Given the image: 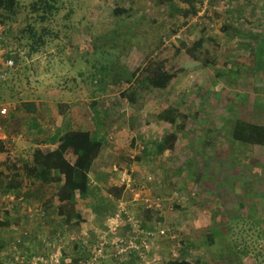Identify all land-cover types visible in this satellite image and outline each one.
Listing matches in <instances>:
<instances>
[{
    "label": "rangeland",
    "instance_id": "obj_1",
    "mask_svg": "<svg viewBox=\"0 0 264 264\" xmlns=\"http://www.w3.org/2000/svg\"><path fill=\"white\" fill-rule=\"evenodd\" d=\"M33 1L18 0L17 14L0 20V47L4 58L14 60L16 95L36 104L38 119L15 105L11 113L21 120L17 129L23 138L0 144L1 169L11 173L14 164L22 184L21 190H0V262L33 264L39 257H58L68 264L90 253L105 235L110 243L101 264H145L134 254L112 256L113 242L135 228L141 231L138 240L150 243V264L180 259L264 264V146L232 138L237 120L264 125V0H257L255 9L245 3V13L239 0H214L209 27L205 19L195 23L177 11L174 7L187 8L181 0H59L46 23L31 13ZM116 7L126 12L114 13ZM224 22H233L232 27L223 29ZM30 23L59 36L45 37L37 46L23 31ZM235 26L246 32L238 35ZM182 28L177 39L174 34ZM199 37L204 43L196 57L177 51L180 42L191 44ZM148 54L164 58L175 77L164 89L136 84V101L130 102L121 96L127 82L112 78L124 69L133 71ZM251 54V67L237 61ZM9 88L0 83V105L19 101L15 88ZM167 108L183 129L161 119ZM7 117L0 119L4 131ZM73 129H90L103 146L88 173L94 193L77 199L85 223L55 227L54 218H60L55 185L28 178L23 165L55 130ZM172 131L177 133L174 148L155 155L154 142ZM123 173L142 191L141 199L125 189L119 198L109 193ZM50 196L52 208L45 204ZM121 198L128 199L134 225L111 233L107 219ZM144 198L161 204L149 218L143 214Z\"/></svg>",
    "mask_w": 264,
    "mask_h": 264
},
{
    "label": "trees",
    "instance_id": "obj_2",
    "mask_svg": "<svg viewBox=\"0 0 264 264\" xmlns=\"http://www.w3.org/2000/svg\"><path fill=\"white\" fill-rule=\"evenodd\" d=\"M171 1V0H169ZM187 5L185 9H179L174 7L177 11L187 18L196 14L198 11V3L201 0H181ZM214 0H210L211 16L207 19L211 21L213 19L212 3ZM59 0H34L30 3L31 13L38 17L42 22L46 23L48 16L58 10L57 3ZM18 0H0V20L1 23L11 19L18 12L19 8ZM126 10L116 7L114 13H124ZM217 16L219 13L216 12ZM231 15V14H230ZM232 23H223L222 28L227 29L232 27ZM238 35L241 29L237 26L234 27ZM28 33V38L31 39L37 46L44 44L45 37L58 38L59 32L52 31L47 26L41 25V28L37 30L31 23L23 30ZM2 31L0 30V33ZM54 35V36H53ZM262 38L259 43L261 44ZM204 43V38L193 41L191 44L180 42V49L184 50L189 56L196 57L195 51L199 49ZM7 57V56H5ZM15 57H18L15 55ZM254 54L247 57L240 56L237 61L246 67L254 65ZM166 60L164 58L153 59L151 55H146L142 63L133 71L124 69V72L116 78H112L111 82H117L119 80H125L127 87L121 92V96L129 99L130 102L136 101L137 85H149L156 89L166 88L171 80L175 77V73L170 72L166 68ZM8 70V75L10 71ZM123 77V78H122ZM8 80V79H6ZM5 80V82H6ZM1 84L2 81H0ZM131 85H134L132 88ZM22 106L28 111L29 114H34L36 111L34 103H22ZM161 119L175 124L179 128L183 129L185 124L182 120L177 121L176 115L172 108H167L159 114ZM15 122L16 125L13 126ZM21 124L19 117L12 115L11 109H9L8 117L6 120V133L11 135L19 130L17 126ZM12 126L14 128H12ZM37 126V125H35ZM40 132L41 131V128ZM232 138L236 141L243 142L249 145H261L264 146V125H259L250 122H244L237 120L234 124L232 131ZM50 144L58 142L56 146L48 145L43 147H37L34 149L32 155V162L30 164L25 163L23 165L25 175L36 181H40L45 185H55V196L58 200L56 206V214L63 219L64 224L75 223L80 224L84 221L80 211L76 208L77 199H85L94 193L91 181L89 178V171L94 160L98 157L103 141L96 138L90 131L82 129L67 130L60 135V131H56L49 140ZM177 142V133L172 131L163 135L160 140L154 142V154L161 155L167 149L174 148ZM145 152V151H144ZM2 162L0 161V190L3 193H8L13 190H21L22 184L19 179L17 167L14 164L11 165L12 169H16L13 172L5 174L1 169ZM8 178V179H7ZM116 198H119L124 191V186L113 185L108 188ZM26 192L21 193L22 195ZM110 194V195H111ZM108 205V204H107ZM110 206V205H109ZM108 206V207H109ZM98 211L97 208H94ZM108 209V208H107ZM106 211V210H104ZM113 211V209H112ZM149 209H145L143 214L146 218H149ZM114 212V211H113ZM107 212L105 214H108ZM97 243V242H96ZM95 243V244H96ZM94 244V245H95ZM89 254V253H88ZM88 254L73 258V264H76L79 260L87 259ZM0 264H5L0 262ZM12 264H23V262H13ZM167 264H201L200 262H189L185 259L169 260Z\"/></svg>",
    "mask_w": 264,
    "mask_h": 264
},
{
    "label": "built area",
    "instance_id": "obj_3",
    "mask_svg": "<svg viewBox=\"0 0 264 264\" xmlns=\"http://www.w3.org/2000/svg\"><path fill=\"white\" fill-rule=\"evenodd\" d=\"M211 14L212 12L210 10V0H201L198 3V11L196 12L195 15L191 16L190 18H191V21H194L195 23L198 20H201V18L205 19L208 23L204 25L209 24L208 26H206V27H209L212 25L209 23V19L207 18L211 16ZM190 22L186 26H184V28L188 27ZM184 28L178 30V32L174 34V37H176L177 39H180L181 32L183 31ZM13 67H14L13 59L8 58L2 62L1 68H0V81H5L8 78V70L13 69ZM8 113H9L8 107L0 105V119L6 118ZM21 138H23L22 133L19 132L18 134L9 135L8 133H6V131H4L3 125L0 124V143L1 144L3 145H5V143L14 144ZM119 183L120 185L124 186L125 190H129L132 192L134 200L141 199L142 191L134 189V182L129 174L123 173ZM21 200H22V197L19 198V200L15 202L17 203ZM10 201L13 202L12 200ZM143 202L145 203L146 209H150L152 211H159L161 208V204L159 201L151 203L148 200H146V198H144ZM127 204L128 203L124 198L119 199L117 207H116V211L113 212L111 216L107 219L108 226L106 227V230L108 229L112 233V232H115L119 226L124 227L127 224H130V226L134 225L132 222L131 213L129 209L127 208ZM31 211H32V208H31ZM140 232L141 231H137L135 228H133V230L131 231V233L133 234H128L122 237L119 236L113 242L115 251L112 253V256L114 258H118L120 256L134 254L138 257V259L145 262V264H150V262H148L146 258L148 257V252L150 251L151 246H150V243L147 242L146 238H144L143 240H138L137 233H140ZM159 233L163 234L164 231L161 230ZM151 235L153 234L150 232L147 233V236H151ZM98 240L99 241H97V243L90 250H88V252L90 253L88 254L87 259H84V260L81 259L76 264H101L100 261L105 256H107L105 254L106 245L109 244L110 242L108 241L105 235L99 236ZM38 262L40 264H43V263L44 264L46 263L60 264L61 263L58 257H49L48 259L39 257L37 258V261L33 262V264H38ZM67 263L73 264L72 260H69Z\"/></svg>",
    "mask_w": 264,
    "mask_h": 264
},
{
    "label": "crops",
    "instance_id": "obj_4",
    "mask_svg": "<svg viewBox=\"0 0 264 264\" xmlns=\"http://www.w3.org/2000/svg\"><path fill=\"white\" fill-rule=\"evenodd\" d=\"M255 1V3H253V1L251 0V2H249L248 0H239V7L241 8V9H243L244 10V12L243 13H245V11H249V8H246L245 7V3H251L250 5L251 6H253L252 8L253 9H255V6H257V4H259L258 3V1L257 0H254ZM261 4L263 3L262 1H259ZM232 7H234V5H232ZM237 7V6H236ZM234 9H235V7H234ZM243 33H245L246 31L244 30V29H242L241 30ZM261 32H262V30H261ZM263 33V32H262ZM4 49H2L1 47H0V68H1V64H2V62L3 61H5L6 59H8V58H4V56H3V53H4ZM3 56V57H2ZM9 59H11L10 57H9ZM12 71V70H11ZM14 75H15V71L11 74V72H10V75H9V78H8V80H6V82L5 81H2V82H5L3 85H8L10 88L9 89H12V88H15V90H16V93H15V95L18 93V89L16 88V78L14 77ZM14 90V91H15ZM3 91H5V90H3ZM12 94H13V92H11ZM1 94V93H0ZM22 94V93H21ZM20 97L19 96H15V98H14V100H19V101H17V103L16 102H14V103H11V104H8V105H2V106H7L8 107V109H11V110H13V109H16V107H15V105H20V110L19 111H21V110H23V109H25V108H23L22 109V101H23V99H22V101H21V99H19ZM11 99H13V97H11ZM2 100V98H1V96H0V101ZM2 103V102H1ZM36 105V104H35ZM74 108V107H73ZM24 112L26 113V114H28V111L25 109L24 110ZM23 113V112H22ZM30 115V117L34 120V121H36V119H37V116H36V114L34 113V114H29ZM69 117H71V115L69 116ZM38 120V119H37ZM43 127H41V129H42ZM82 130H88V131H90V129H82ZM20 131V130H19ZM56 131H58V130H55V132L52 134V135H54L55 133H56ZM67 131V130H66ZM23 131L21 130V133H22ZM19 133V132H18ZM18 133H15V134H18ZM63 133H65L64 131H62L61 133H60V135H62ZM22 136H23V134H22ZM51 137L52 136H49V138L48 137H44V138H48V141L51 139ZM160 140V139H159ZM19 141V140H18ZM1 144V143H0ZM58 144V142H56V143H54V144H50V142L49 143H47V144H45V146H48V145H52V146H56ZM131 196H132V194H131ZM50 200H51V196L48 198V199H46L45 200V204H46V207H51L50 206V204H49V202H50ZM127 200V203H128V199H126ZM56 201H58L57 200V198H56ZM130 202H132L131 200H130ZM56 204H58V202L56 203ZM34 206V205H33ZM80 204H79V202H77V206H76V208L77 209H79V211H81L80 210ZM31 208H32V206H31ZM36 208H38V206H36ZM52 208V207H51ZM132 211V210H131ZM134 212V211H133ZM131 213V212H130ZM112 214V213H111ZM111 214H110V216H111ZM131 216H132V214H131ZM56 217V216H55ZM53 222H54V224H55V227H59V226H61V225H65L64 223H59V222H61V218H58V217H56V218H54V220H53ZM85 222H83L82 223V225L84 224ZM39 224V222L38 221H35V225H38ZM45 224V223H44ZM34 225V224H33ZM39 226V225H38ZM41 226V225H40Z\"/></svg>",
    "mask_w": 264,
    "mask_h": 264
}]
</instances>
